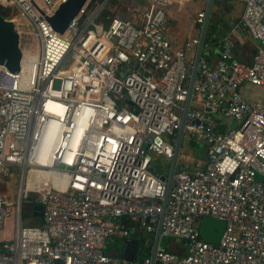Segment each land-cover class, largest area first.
Wrapping results in <instances>:
<instances>
[{
	"label": "built area",
	"instance_id": "1",
	"mask_svg": "<svg viewBox=\"0 0 264 264\" xmlns=\"http://www.w3.org/2000/svg\"><path fill=\"white\" fill-rule=\"evenodd\" d=\"M67 1L0 0L21 52L17 72L0 66V264H150L166 189L151 165L173 157L199 34L171 41L174 0H135L101 21L110 0H86L59 34L47 18ZM231 1L258 47L242 62L226 36L211 64L203 45L184 136L206 156L193 167L180 156L160 233L185 253L159 240L153 264H264V0ZM29 194L39 225L22 222ZM203 218L225 222L217 245L201 239ZM132 221L150 251L127 261L108 249Z\"/></svg>",
	"mask_w": 264,
	"mask_h": 264
},
{
	"label": "water",
	"instance_id": "2",
	"mask_svg": "<svg viewBox=\"0 0 264 264\" xmlns=\"http://www.w3.org/2000/svg\"><path fill=\"white\" fill-rule=\"evenodd\" d=\"M86 0H68L66 3L61 4L54 15L47 18V21L51 27L59 34H62L69 22L77 15L79 10L82 8ZM215 0H206L205 4V17L202 25L199 28L198 45L193 58L192 68L189 74V86L188 95L185 102L184 111L181 117V122L179 129L177 131L176 143L174 146V153L172 159L169 161V168L166 175H162L160 179L165 182V196L162 202V213L159 218L157 225V230L154 235L153 247L150 254L151 262L153 264L155 251L160 240L161 225L165 214L166 203L171 188L172 179L177 167L179 156L181 154L183 137H184V126L186 121V112L190 105V100L192 97V86L197 75V67L200 57L203 52V45L206 40L207 29L210 22L212 8ZM21 59V52L18 47V35L14 31L13 24L6 21L0 16V66L6 67L11 72H17L19 70V64ZM34 217L41 218V206H33ZM225 227V222L220 219L215 218H203L199 224V234L201 239L213 245H217L221 238ZM144 239L138 241H128L124 240L125 250L123 253V259L127 261H132L136 258L137 250L139 244H143Z\"/></svg>",
	"mask_w": 264,
	"mask_h": 264
},
{
	"label": "crops",
	"instance_id": "3",
	"mask_svg": "<svg viewBox=\"0 0 264 264\" xmlns=\"http://www.w3.org/2000/svg\"><path fill=\"white\" fill-rule=\"evenodd\" d=\"M220 4V2L222 3L221 6L225 7L226 12H228L229 15H238L236 18V20L234 21V23L232 25L227 26L226 24H220V26L223 28L222 30V34L220 35V39L221 41L226 37L229 36L230 39H234L235 40V57L242 61V62H246V63H250L251 59L254 55V53L257 50L258 44L253 41L252 39H247V41L244 40V38L246 36H243L244 38H242V32L241 30L238 28V24H239V19H240V15H241V11H242V5L238 2H234L231 0H216V3ZM185 3V1L182 0H174V2L170 5V7L168 8V16H169V22H168V35L171 39L172 42H175L177 44L182 43L184 40H187L188 38H183V34L186 30V28H184L188 23L185 20V18H183L180 15V12H182V8H183V4ZM205 1L203 2L202 7L196 12V14L201 11V9H203L205 7ZM218 4H215V6L213 5L212 8V14L211 16L214 14L215 11V7ZM238 9L239 13H234L235 10ZM196 19V17H195ZM211 19V18H210ZM199 34V30H197L196 34L194 36H192V38L197 37V35ZM191 38V39H192ZM190 40V39H189ZM233 40V42H234ZM211 45V50L207 52L206 56H208L209 61L211 64H214L217 60V57L219 55V50H220V45ZM190 143V142H189ZM190 146H195L194 144L190 143ZM203 146V145H202ZM204 147V146H203ZM205 148V147H204ZM183 150V151H182ZM183 159H188V164L189 166L193 167L195 162L198 161L201 158H194L191 156L190 153H188V147H183L181 149V154ZM179 156V159H180ZM205 158L201 159V161H204ZM129 228L131 230L130 233V240L131 241H140L141 239H143V235L141 233L140 230H138V224L135 221L129 222ZM121 241V240H115L109 247L108 252L109 254H113V255H117L121 258H123V253L125 249H121L118 246L114 245L116 242ZM123 245L125 248V244L124 241ZM171 245H169V251L173 252L175 254H184V249L182 246H178L175 245L171 242ZM143 244H139L138 250H137V255L136 257H144L147 255V251L149 254L150 248L149 247H145L142 246ZM168 250V249H167ZM141 251V253H139Z\"/></svg>",
	"mask_w": 264,
	"mask_h": 264
},
{
	"label": "rangeland",
	"instance_id": "4",
	"mask_svg": "<svg viewBox=\"0 0 264 264\" xmlns=\"http://www.w3.org/2000/svg\"><path fill=\"white\" fill-rule=\"evenodd\" d=\"M115 2H111L112 4L116 3ZM204 0H199L198 2L194 3L192 1H186L183 4V10L182 12H180V15L185 18V20L187 21V25L184 27L186 28L187 31L184 32V36L183 38H188L191 39L192 36H194L197 32V30H199L200 26L196 25V21H195V17H196V12L202 7ZM119 3L114 4L115 7H117ZM216 4V0L214 1V6ZM226 8L223 6H216L215 8V12L218 11V15L221 16V18H223V22L222 24H228V25H232L233 18H238L237 16L239 15H235L232 19H229L228 14L223 15L222 12H226L225 10ZM213 12V11H212ZM234 13H239L238 9L235 10ZM233 16V15H232ZM20 18V21L24 22V18L18 16ZM167 19L169 22V16H168V12H167ZM211 20H212V16H211ZM211 22L209 23V28H211ZM23 29L27 30V27H23ZM242 38H244L242 36ZM247 39H250L248 36H246L244 38L245 41H247ZM234 40V39H233ZM235 43V40H234ZM230 127L233 126V124H229ZM183 147H188V153L191 154L192 157L194 158H205L206 156V150L205 148L202 146V144L199 145H195V146H190V143L188 142L187 138L184 136L183 137V143H182V148ZM183 151V150H182ZM199 159V160H201ZM169 168V161L165 160L164 158H155L152 162L151 165V171L159 174V175H166L167 171ZM18 183V174H13L9 179H6L5 181V186H4V194L5 197L8 199L9 202H14L15 197H16V193H17V184ZM37 198L36 196H34L33 194H29L27 199H26V203L23 204L22 207V222L24 226H28V225H39L40 223V218L38 217H34L31 209L29 207V205H27L28 203H31L32 201H36ZM10 236V231L9 228H7L3 233H0V238H8ZM126 240L131 241L130 238H127ZM114 245L118 246L121 249H124V245L122 241H118L116 242ZM160 245L163 246L164 248L169 250V245L173 246L171 244V240L169 239H165L162 238L160 240ZM142 246H145V244H143ZM147 247V246H145ZM141 253V251L139 252Z\"/></svg>",
	"mask_w": 264,
	"mask_h": 264
},
{
	"label": "trees",
	"instance_id": "5",
	"mask_svg": "<svg viewBox=\"0 0 264 264\" xmlns=\"http://www.w3.org/2000/svg\"><path fill=\"white\" fill-rule=\"evenodd\" d=\"M115 1H117V2L114 4L119 3L117 5V7H115V5L111 3V2H115ZM216 4H218L217 6L222 5L221 2H220V4H219V2ZM131 5H135V0H110L108 2V5L105 6L103 9H101V11L97 17V20L101 21L103 18H105L108 15L115 16V17L125 16L127 13V8L131 7ZM114 7L116 9H114ZM9 11H10V9L4 10V9L0 8V16L4 19H7L8 16L10 15ZM222 14L225 15V14H228V12H222ZM228 16H229V19H232L234 17V16H231L229 14H228ZM235 20H236V18L232 19L233 23ZM223 21H224L223 18H221V16L218 15V11L212 15V20L210 19V22L212 23L211 28L207 29V35H206V40H205L206 43L212 44V45H218V44L220 45L221 44L222 41L220 39V35L222 34L223 28L220 26V24H222ZM226 25L229 26L228 24H226ZM208 27H209V25H208ZM36 204H37L36 201L35 202L32 201L31 203L27 204V205H29L31 212L33 210V206ZM33 213L34 212H32V214ZM39 224H41V219H40ZM147 255H148V251H147Z\"/></svg>",
	"mask_w": 264,
	"mask_h": 264
}]
</instances>
